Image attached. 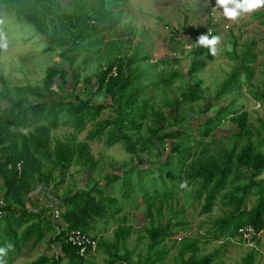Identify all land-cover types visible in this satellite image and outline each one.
<instances>
[{"label":"trees","instance_id":"16d2710c","mask_svg":"<svg viewBox=\"0 0 264 264\" xmlns=\"http://www.w3.org/2000/svg\"><path fill=\"white\" fill-rule=\"evenodd\" d=\"M96 2L95 0L92 3L85 0H70L68 3L62 0H0V12L13 13L14 18H22L30 22L41 32L47 42L42 51L58 44L61 48L59 54L67 59L71 70L69 76V70L54 61L46 66L41 84L27 83L23 86H14L16 95L12 94L0 71L2 80L0 99L4 98L7 101V105L0 108V198L2 200L0 246H4L6 242H11L15 246L14 251H10L6 257L8 264L14 255L20 252L22 246L37 243L49 228L54 229L51 238L52 242L58 241L59 252L54 253L52 257L39 253L35 258L21 264H61L62 258H66L65 264H79L80 261H84L87 256L81 255L78 246L64 240L62 236L65 230L72 227L89 233L88 231L95 227L94 217H112L120 210L121 205H116V195L112 193V181L118 177L117 174H105V184L111 187L108 193L104 191V184L99 182H94L89 187L67 189L60 198L62 204L60 215L63 222L59 225L45 217L43 206L34 209L27 205L25 198L29 190L36 183L44 187L49 186L50 182L56 180L57 175L53 173L56 168L62 175L69 166L80 164L83 169L90 172L98 161L89 150L88 139L104 135V128L108 124L110 126L106 128L105 143L110 145L122 140L126 150L130 152H135L137 144L142 148H146L147 143L156 146L167 136L181 135L182 129L174 126L184 118V115L178 113L171 115L170 118L164 113L163 106H170L177 112L181 104V106L184 104L190 106L203 96L202 81L193 76L203 68L206 59H210L211 55L207 49L195 44L189 51L205 55L203 58H198L196 55L190 57L187 67L189 85L181 89L180 96H165L162 105L156 107L149 100V95H145V91H142L150 85H157L159 80L164 84L172 82L173 78L182 76V70L164 69L165 64L161 59L150 61L148 51L142 49L144 46L141 48L136 44L130 47L133 38L131 31L127 37H120L112 28L114 31L109 34V22L120 13L121 7L115 9L114 13H110L109 10L114 3L121 5V0H111L108 6L105 0H96ZM56 19H60V22L66 19L67 26L62 24L61 29H57L53 23ZM50 23L52 26L49 25ZM211 33L214 35L213 30ZM254 45L253 38L245 42L240 54L233 52L236 62L215 92L216 97L239 88L242 75L249 82L257 54ZM128 49L131 51L128 52ZM69 51L72 54H68ZM179 52L182 53L180 50ZM78 55L81 56L80 63L93 57L103 60L92 74L93 83L90 75L84 76V87L88 88V95L83 97L72 91L68 93L74 94L76 99H64L67 96L64 84L69 77L75 83L79 74L74 72ZM179 57L181 56L177 58ZM177 58L175 57V60H178ZM113 66H115L114 72H112ZM25 90L33 93L34 99L28 100L21 96V92ZM252 93L257 99L264 98L262 89H254ZM95 94H100L102 99L95 100ZM106 106H112L116 110L115 117L98 120L96 116ZM201 108L205 110L208 107L206 105ZM227 108V104L221 105L216 109L215 115L206 114L202 125L199 126L200 133L209 134L214 125L223 119ZM230 114L229 118L239 127L232 133L233 145L230 147L221 145L216 152L204 151L195 155L189 144L182 148L176 142L171 146L180 163L178 174L170 175L180 179L184 177L188 182H192L193 194L197 200H201L200 212L210 211L218 194H221L223 201L228 204L226 212L213 221L214 238L242 235L239 228L244 225H251L255 232L264 229V181L257 177L264 168V152L257 148L250 135L248 112L242 109ZM146 118L150 119V122L147 123L146 135H142L140 127ZM163 119L164 123H162ZM87 120L94 122L95 126L88 130L86 135L88 139L79 140L76 132L83 128ZM128 121L129 128H133L137 133L134 140L131 132L126 129ZM156 122H160V125H156ZM60 123H70L75 130L64 137H53L52 128ZM186 137L188 138V135ZM243 137L246 139L242 140ZM237 142L240 144L236 149ZM204 147H201V150ZM173 156L174 154L168 153L161 164L172 165ZM240 164L249 166L251 173L241 172ZM241 176L244 179L240 180ZM126 180L122 179V182ZM137 186V190L143 187L140 181L137 182ZM147 187L149 186L145 185L142 188V195L146 204V213L152 220L153 207L155 213L160 215L161 203L168 198V194L165 191L158 192L155 186ZM250 193L255 195V199L247 206L244 198ZM156 198L159 200L157 205ZM119 218L111 239H104L103 236L97 238V246L106 252V263L158 264L156 260L163 257L167 251L165 247L157 248L154 256L144 261L133 262L129 259L125 240L132 226L121 222L125 219V215ZM108 220L106 219L105 222ZM184 223V219L175 221L166 219L164 223L159 222L146 227L150 245L153 246L164 237L172 235L173 226H182ZM197 241V237L184 236L172 264H216L215 257L219 254V250L198 253ZM121 245L123 251L119 250ZM187 250L190 253L185 256ZM254 252V248L249 250L242 257L241 264H255ZM86 264L96 263L89 261Z\"/></svg>","mask_w":264,"mask_h":264},{"label":"rangeland","instance_id":"374dc122","mask_svg":"<svg viewBox=\"0 0 264 264\" xmlns=\"http://www.w3.org/2000/svg\"><path fill=\"white\" fill-rule=\"evenodd\" d=\"M62 1L68 3L70 0ZM85 1L94 2V0ZM121 2V5L112 4V8L109 10L110 13H114L115 9L121 7L120 13L109 22V34L115 29L117 36L127 37L131 31L133 38L130 47L136 44H139L141 48L144 46L142 49L148 51L150 61L156 59L160 61L161 59L165 64L164 69L182 70V76L173 78L172 82L164 84L159 80L157 85H150L142 91H145V95H149V100L156 107L162 105L165 96H180L181 89L189 85L190 77L187 74V67L190 57L196 55L198 58H203L205 55L189 51L192 46H195L198 36L213 30L214 35L221 37L218 54L206 59L203 68L193 76L201 79V86L204 89L203 96L197 102L191 103L190 106L188 104L181 106V104L180 110L177 112L170 106H163V111L168 117L178 113L184 115V118L174 126H179L182 129V134L167 136L163 142L156 146L147 143L148 146L142 148L140 144H137L135 152L127 151L122 140L110 145L105 143L106 128L110 126L109 124L104 128V135L88 139L86 137L88 130L93 128L95 123L87 120L83 128L76 132V135L79 140L88 139L89 150L97 159L98 164L90 172L83 169L80 164H73L62 175L56 168L53 171L57 175L56 180L50 182L49 186L44 187L40 183H36L29 190L25 198L27 205L34 209L43 206L45 217L54 222L57 220L60 224L63 222L62 215L55 218L52 216V210L54 207L58 210L62 209L60 198L67 189L89 187L92 183L99 182V184H104V191L108 193L111 191V187L105 184V174L116 173L118 177L112 181V193L116 195V205H121L120 210L112 217H94L95 227L88 232L96 239L103 236L104 239L109 240L112 237L113 229L119 223V217L125 215V219L121 222L129 223L132 226L125 240V247L129 250L131 261H144V259L154 256L157 248L165 247L167 251L156 262L172 264L183 237L194 236L198 238V253L219 250V254L215 257L216 264H241L242 257L252 248L255 251L254 263L264 264V229L254 231L249 236L242 233V235L214 238L212 235L213 229H215L213 221L226 212L228 204L223 201L221 194H218L212 209L200 212L201 200L195 198L192 182H188L187 189H181L179 184L186 179L170 175L171 173L177 175L179 172L180 159L178 160V156L171 148L176 142L182 148L189 144L195 155L204 151L216 152V149L221 145L227 147L233 145L232 133L239 129L238 125L229 118L230 112L233 111L238 112L245 109L248 112L247 121L251 129L250 135L257 148L264 152V98L257 99L252 93L254 89L264 90V7L243 15L233 22L224 18L220 9L214 10L215 0H121ZM108 3H111V0H105L106 6ZM65 20L60 22V19H56L53 20V23L60 30L62 24L67 26ZM49 25L52 26V23ZM0 32L8 37V48L1 50L0 54V71L3 73L2 77L5 79V83L10 86L12 94L16 95L14 86H23L27 83L41 84L46 66L54 61L59 66L67 68L70 76L71 70L68 67L67 59L59 54L60 46L56 44L53 48L42 51L47 42L41 32L30 22L22 18H14L13 13L1 11ZM253 38L257 54L253 61L254 70L249 82L242 75L239 88L216 97L215 92L236 62L234 54H240L245 42ZM179 48L182 53L177 52ZM130 51L131 49H128V52ZM68 54L72 53L69 51ZM178 56L181 57L178 59ZM175 57L178 60H175ZM80 58L81 56L78 55L74 66V72L79 73L77 80L73 83L69 77L64 84L67 95L64 99L75 100L74 94L68 93L72 91L79 96H87L89 90L84 87V76L90 75L91 83H93L92 74L99 62L103 60L93 57L80 63ZM56 80L58 81V76ZM1 87L0 77V89ZM20 95L28 100L34 99V94L28 90L21 92ZM94 98L101 100L102 96L95 94ZM226 104L228 108L223 119L214 125L209 134L202 135L199 126L202 125L206 114L215 115L216 109ZM5 105H7L6 99H0V108ZM206 105L207 109L201 108ZM116 113L112 106H106L101 109L96 118L98 120L111 119L115 117ZM149 122L148 118L143 120L140 127L142 135H146V127ZM162 123H164V119ZM155 124L160 125V122ZM129 126L130 122L128 121L126 129L128 128L127 130L131 132L134 140L137 133ZM74 130L72 124L60 123L52 128V135L53 137H64ZM245 139L243 137L242 140ZM239 144L240 142H237L236 149ZM203 146L205 147L201 150ZM168 153L174 154L172 157L174 162L172 165L161 164ZM159 164L161 166L157 169ZM239 170L245 174L251 173V168L245 164H240ZM257 177L264 181V168ZM122 179L127 180L123 183ZM239 179L244 178L241 176ZM139 181L142 188L145 185L149 186L147 188L155 186L158 192L165 191L168 194V198L161 203L160 215L155 213V207H153L152 220L146 213L143 189L137 190ZM228 188L227 186L226 189ZM152 193L155 192L152 191ZM244 199L246 205L249 206L254 202L255 195L250 193ZM158 203L159 200L156 198L155 204ZM106 219H109L108 222H105ZM166 219H172V221L184 219L185 223L182 226H173L172 235L164 237L162 241L151 246L146 234V227L159 222L164 223ZM53 232L54 229L49 228L37 243L22 246L20 252L14 255L9 264L24 263L35 258L39 253H45L52 257L54 253L59 252L58 241L52 242ZM119 250L123 251L122 245L119 246ZM189 253L190 251L187 250L185 256ZM105 257L106 252L96 246L95 252L88 255L79 264H86L89 261L96 264H107ZM60 263L65 264L66 258H62Z\"/></svg>","mask_w":264,"mask_h":264},{"label":"clouds","instance_id":"9594fccd","mask_svg":"<svg viewBox=\"0 0 264 264\" xmlns=\"http://www.w3.org/2000/svg\"><path fill=\"white\" fill-rule=\"evenodd\" d=\"M261 7H264V0H215L213 8L214 10L220 9L224 18L235 22L243 15L252 13ZM195 44L207 49L211 56H216L221 44V37L213 35L211 30H209L208 33L199 35ZM7 48L8 37L3 32H0V50H6ZM179 187L187 189L188 181H181ZM14 248L15 246L11 242H6L4 246H0V264H8L6 257L10 251H14Z\"/></svg>","mask_w":264,"mask_h":264},{"label":"built area","instance_id":"2783aa9c","mask_svg":"<svg viewBox=\"0 0 264 264\" xmlns=\"http://www.w3.org/2000/svg\"><path fill=\"white\" fill-rule=\"evenodd\" d=\"M115 66L112 68V72H114ZM0 198V203H1ZM1 212V211H0ZM60 210L56 207L52 210V216L55 218H59ZM240 231L246 236L253 234L254 229L251 225H244L239 228ZM181 238V236H178ZM62 238L71 244H75L78 246V252L83 256H88L95 252L97 246V239L90 233L83 231L80 228L72 227L65 230Z\"/></svg>","mask_w":264,"mask_h":264},{"label":"crops","instance_id":"0c3cea01","mask_svg":"<svg viewBox=\"0 0 264 264\" xmlns=\"http://www.w3.org/2000/svg\"><path fill=\"white\" fill-rule=\"evenodd\" d=\"M202 31V30H201ZM195 32H197V31H195ZM178 51L179 50H181V48H179V49H177ZM56 225H59V222H57V220H56V222H54ZM92 235V234H91ZM94 236V235H93ZM95 237V236H94ZM102 249V248H101Z\"/></svg>","mask_w":264,"mask_h":264}]
</instances>
